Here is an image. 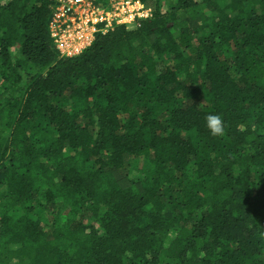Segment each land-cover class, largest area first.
I'll use <instances>...</instances> for the list:
<instances>
[{"label": "trees", "instance_id": "1", "mask_svg": "<svg viewBox=\"0 0 264 264\" xmlns=\"http://www.w3.org/2000/svg\"><path fill=\"white\" fill-rule=\"evenodd\" d=\"M138 1L65 57L0 0V264H264V0Z\"/></svg>", "mask_w": 264, "mask_h": 264}, {"label": "built area", "instance_id": "2", "mask_svg": "<svg viewBox=\"0 0 264 264\" xmlns=\"http://www.w3.org/2000/svg\"><path fill=\"white\" fill-rule=\"evenodd\" d=\"M150 14L138 0H55L48 31L58 53L71 57L89 47L97 34Z\"/></svg>", "mask_w": 264, "mask_h": 264}, {"label": "clouds", "instance_id": "3", "mask_svg": "<svg viewBox=\"0 0 264 264\" xmlns=\"http://www.w3.org/2000/svg\"><path fill=\"white\" fill-rule=\"evenodd\" d=\"M206 126L213 136H223L225 126L223 118L219 114H208L206 117Z\"/></svg>", "mask_w": 264, "mask_h": 264}, {"label": "rangeland", "instance_id": "4", "mask_svg": "<svg viewBox=\"0 0 264 264\" xmlns=\"http://www.w3.org/2000/svg\"><path fill=\"white\" fill-rule=\"evenodd\" d=\"M130 177L129 178H136V176L132 173L129 175Z\"/></svg>", "mask_w": 264, "mask_h": 264}]
</instances>
